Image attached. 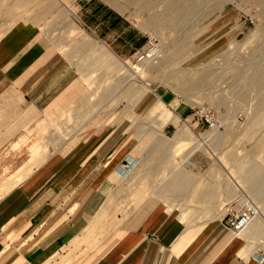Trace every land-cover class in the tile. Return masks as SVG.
I'll use <instances>...</instances> for the list:
<instances>
[{"label": "crops", "instance_id": "obj_1", "mask_svg": "<svg viewBox=\"0 0 264 264\" xmlns=\"http://www.w3.org/2000/svg\"><path fill=\"white\" fill-rule=\"evenodd\" d=\"M71 14L70 29L76 31L72 24L79 21L82 31L95 38V44H89L83 37L74 53L90 47L124 62L145 43L132 22L101 0H79L78 13ZM246 25L231 26V33H242ZM11 26L0 37V264H48L57 255L65 264H264L260 259L264 249L255 250L248 242L261 229L257 221L264 223V204L263 209L257 206L261 216L239 237L223 220L221 208L231 201L219 194L234 193L233 185L221 189L213 183L197 191L195 185H185L183 174L171 179L172 188L154 189L135 204L132 216H123L121 197L135 192L123 184L132 176L124 178L120 167L128 158L139 160L136 147L145 150L150 160H169L171 148L185 144L191 146L189 157L207 150L212 158L217 159V154L191 126L187 128L195 136L177 132L169 149L162 138L149 137V128L136 140L135 135L127 137L133 126L127 134L120 132L118 123L71 125L90 94L78 82L90 79L88 65L81 63L85 57L74 72L73 53L66 52L63 42H54L33 22L12 21ZM220 26L221 32L228 25ZM227 36L223 33L215 41ZM147 97L143 106L135 105V112H129H142L152 102ZM156 100L164 105L162 99ZM101 113L103 109L100 121ZM92 126L95 130H84ZM242 165L238 163L237 170ZM243 171L249 172L243 183L257 181L258 168ZM166 192L172 194L170 198ZM182 192H197L192 208L215 210L216 217L185 216L189 206L173 198ZM70 243L79 247L74 262L71 253L63 256Z\"/></svg>", "mask_w": 264, "mask_h": 264}, {"label": "rangeland", "instance_id": "obj_2", "mask_svg": "<svg viewBox=\"0 0 264 264\" xmlns=\"http://www.w3.org/2000/svg\"><path fill=\"white\" fill-rule=\"evenodd\" d=\"M101 1L132 22L145 38L144 45L129 57L123 58L124 62L113 60L107 54L95 53L90 47L74 53L77 45L84 42L80 41L83 37L89 44L95 41L94 37L82 31L79 21H76L79 29L75 23L72 24L76 31L68 25L74 19L71 12L78 13L79 0H23L21 5L18 0H0L4 9L0 12V37L14 25L11 26L12 21L33 22L47 36L50 33L51 40L63 42L66 52L73 53L74 72H78L77 63L85 57L81 63L88 65L90 79L84 81L83 78L78 82L90 94L79 108L77 119L70 121L71 125L75 124L78 128L94 122L109 127L118 123L120 132L126 133L133 126L127 137L133 138L135 135L136 140L152 129L149 137L162 138L164 146L169 149L177 132L181 134L185 130L187 135L193 137L194 133L187 128L191 126L198 139L201 138L205 146L217 154V159L212 158L208 150H205V153L199 151L189 157L191 146L185 144L176 150L171 148L169 160L158 157L150 160L145 150L136 147L140 153L138 165L131 180L123 183L129 188L128 191L133 190L135 193L123 194V205L119 212L123 216L127 213L132 216L135 204L149 197L156 188H172L171 179L183 174L187 178V187L195 185L199 191L201 187L213 183H217L218 188L221 185L226 188L233 185L234 193L221 192V199L237 202L247 200V196L253 204L262 208L264 86L259 87L256 83L264 67V5L256 0H179V4H184L188 10L186 17L182 18L185 19L180 22L181 17L167 9L173 0ZM198 1L199 7L196 6ZM240 10L254 15L257 20L255 25L247 24L245 31L234 35L231 26L244 23ZM168 19H174L176 24L169 25ZM225 24L228 26L220 32L219 26ZM226 32L229 36L219 42L215 41ZM155 47L161 52L155 60L150 61L145 56L143 60L138 59V51L145 54L148 48ZM111 61L117 64L111 65ZM147 95V100L152 102H148L142 112H129L131 109L135 112V105H140ZM157 98L162 99L164 105ZM199 104H207L215 111L220 123L218 133L194 119V108ZM102 109L103 117L100 121L99 112ZM172 121L177 122L174 124ZM89 129L95 130V126L84 130ZM240 162L245 167L239 171L236 165ZM253 166L259 170L257 181L243 183L249 175V172L243 170H253ZM218 179H222V183L219 184ZM236 184L243 190H239ZM165 195L170 198L172 194L166 192ZM197 197V192H182L174 194L173 198L175 202L189 206L188 214L185 212L187 217L199 215L215 218L218 213L215 210L203 206L192 208V205H196ZM262 213L264 216V209ZM257 223L261 229L248 239L255 250L264 249V223L261 220ZM78 248L70 243L63 249V256L71 253L74 262L78 258L74 256ZM61 256H55L56 259L48 264H65V260L60 261Z\"/></svg>", "mask_w": 264, "mask_h": 264}, {"label": "built area", "instance_id": "obj_3", "mask_svg": "<svg viewBox=\"0 0 264 264\" xmlns=\"http://www.w3.org/2000/svg\"><path fill=\"white\" fill-rule=\"evenodd\" d=\"M241 19L244 23L255 25L256 17L250 13H246L240 10ZM138 59L143 60L145 54L142 51H138ZM148 60H155L154 57L148 56ZM194 119L205 124L209 130H213L218 126V119L215 111L207 104H199L194 108ZM135 161V162H134ZM138 165L137 160L126 159L120 169L125 172L124 178L129 177ZM259 216V210L250 200H245L241 203H230L226 205L224 209V222H226L228 228L234 233L235 237H239L242 233L257 217Z\"/></svg>", "mask_w": 264, "mask_h": 264}, {"label": "bare ground", "instance_id": "obj_4", "mask_svg": "<svg viewBox=\"0 0 264 264\" xmlns=\"http://www.w3.org/2000/svg\"><path fill=\"white\" fill-rule=\"evenodd\" d=\"M8 1H11V0H8ZM130 1H140V0H130ZM257 1V3H259V4H261V5H264V0H256ZM150 2H151V0H150ZM9 3V2H8ZM198 4L196 5L197 7H199L200 5H199V1L197 2ZM11 4V3H10ZM8 5V4H7ZM6 5V6H7ZM11 5H13V4H11ZM10 5V6H11ZM145 5H148L147 3H145ZM9 6V5H8ZM15 7V6H14ZM4 8H5V6H4ZM12 8V7H11ZM191 9H192V7H190ZM167 9L170 11V12H172V13H175V15L176 16H178V17H181V19H179V21L180 20H184V19H182L183 17H186L185 15L187 14V12L186 11H188V10H186L187 8H186V6L183 4V5H180L179 4V0H173L171 3H170V5L167 7ZM190 9V10H191ZM2 10H4L3 9V5L0 3V12L2 11ZM189 10V13L191 12ZM5 12V11H4ZM7 12V11H6ZM2 13V12H1ZM4 14V13H3ZM171 14V13H170ZM171 16V15H170ZM189 16V15H188ZM171 18V17H170ZM174 19H168L167 20V23H169V25H172V24H176V23H174V21H173ZM175 22H177V21H175ZM181 22V21H180ZM166 23V22H165ZM167 25V24H166ZM159 53H161V52H159V49L157 48V47H155V48H148L146 51H145V58H148V56H153L154 57V59L155 58H157V56H159L158 54ZM261 78L259 79V81H257V83H256V85L258 84L259 85V87H261V85H262V87L264 86V67L263 68H261ZM247 79V78H246ZM219 127H220V123H219V121H218V126L215 128V129H213V132L214 133H218V131H217V129H219ZM213 132H210L211 134H213ZM130 160L132 159V160H135V159H133V158H129ZM135 162V161H134ZM136 169V168H135ZM120 174L124 177V174H125V172L124 171H122L121 169H120ZM132 175V174H131ZM130 175V176H131ZM241 202H243V201H237V202H234V201H231V202H228V203H226V205H228V204H230V203H241ZM226 205H224L222 208H221V212H222V215H223V218H224V209H225V207H226ZM255 205V204H254ZM256 206V205H255ZM257 207V206H256ZM257 209L259 210V216L243 231V232H245L260 216H261V211H260V208H258L257 207ZM232 232V231H231ZM242 232V233H243ZM242 233H240V234H242ZM239 234V235H240ZM262 261H264V257H261L260 258Z\"/></svg>", "mask_w": 264, "mask_h": 264}]
</instances>
